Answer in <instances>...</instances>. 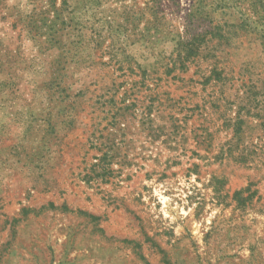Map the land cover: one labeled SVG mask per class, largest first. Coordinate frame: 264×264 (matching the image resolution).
Masks as SVG:
<instances>
[{"label":"rangeland","instance_id":"obj_1","mask_svg":"<svg viewBox=\"0 0 264 264\" xmlns=\"http://www.w3.org/2000/svg\"><path fill=\"white\" fill-rule=\"evenodd\" d=\"M0 264H264V0H0Z\"/></svg>","mask_w":264,"mask_h":264}]
</instances>
